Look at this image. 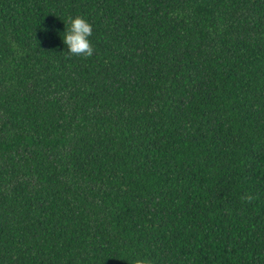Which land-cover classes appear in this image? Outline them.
<instances>
[{
  "label": "trees",
  "instance_id": "trees-1",
  "mask_svg": "<svg viewBox=\"0 0 264 264\" xmlns=\"http://www.w3.org/2000/svg\"><path fill=\"white\" fill-rule=\"evenodd\" d=\"M142 257L264 264V0H0V264Z\"/></svg>",
  "mask_w": 264,
  "mask_h": 264
},
{
  "label": "clouds",
  "instance_id": "clouds-1",
  "mask_svg": "<svg viewBox=\"0 0 264 264\" xmlns=\"http://www.w3.org/2000/svg\"><path fill=\"white\" fill-rule=\"evenodd\" d=\"M68 27L64 32L63 42L67 46L68 52L72 56L89 58L94 54V47L89 39L92 35V25L80 15L68 17ZM15 47V42H13ZM243 200L251 202L254 197L252 195H245ZM133 264H154V261L147 258H137L133 261Z\"/></svg>",
  "mask_w": 264,
  "mask_h": 264
}]
</instances>
